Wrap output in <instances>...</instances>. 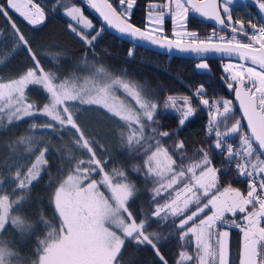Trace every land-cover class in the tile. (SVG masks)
Here are the masks:
<instances>
[{
    "label": "snow or ice",
    "instance_id": "1",
    "mask_svg": "<svg viewBox=\"0 0 264 264\" xmlns=\"http://www.w3.org/2000/svg\"><path fill=\"white\" fill-rule=\"evenodd\" d=\"M82 2L110 28L136 41L181 53L234 56L237 62L225 65L227 75L222 79L235 93V102L210 100L203 85L195 90L193 96L208 111L206 133L213 142L189 156L183 141L168 147L163 140L178 132L153 126L159 104L149 98L144 86L103 65L89 68L86 59L84 73L62 78L55 70L59 53L50 54L53 66L46 70L9 14L10 9L37 28L46 21L45 8L34 0L0 4V15L11 24L16 38L13 52L26 49L33 61L32 67L14 78L0 76V129L31 121L29 132L9 143V155L0 164V264H121L127 243L150 246L160 264H169L162 241L173 236L180 243L175 264H234L232 229L241 233L238 264H264V19L259 23L249 19L247 27L244 21L234 20V0H149L142 29L131 23L137 0H119V7L111 0ZM252 4L264 17V0H252ZM60 6L57 2L53 10ZM63 8L69 30L92 48L101 31L81 6L64 4ZM190 13L229 29L231 38L217 36L214 29L213 35L200 39L196 31L187 29ZM166 18L173 24L171 37L165 35ZM5 63L0 59V66ZM196 67L207 69L208 65L202 62ZM33 91L44 94L42 107L30 98ZM163 107L178 114L181 127L196 112L193 97L187 95H168ZM101 109L111 123L118 124L120 145L133 160L142 161L133 163L131 170L143 177L146 187L151 184L150 215L132 208L138 189L128 170L113 167L109 171L111 156L105 155V145L98 137L86 135L78 123L79 113ZM38 116L44 119L36 120ZM66 133L70 143H60ZM44 135L49 136L47 143L37 139ZM54 137L59 138L56 151L63 159L57 175L49 173L48 187L55 185L50 197L53 212L50 217L41 212L45 233L34 253L24 258L3 234L9 225L22 237L33 234V223L23 209L34 182L49 171ZM213 148L218 154L226 153L223 169L214 166L209 151ZM24 161H30L26 170ZM233 164L234 174L247 183L246 193L231 183L221 189V174ZM153 224L164 228L149 232Z\"/></svg>",
    "mask_w": 264,
    "mask_h": 264
},
{
    "label": "trees",
    "instance_id": "2",
    "mask_svg": "<svg viewBox=\"0 0 264 264\" xmlns=\"http://www.w3.org/2000/svg\"><path fill=\"white\" fill-rule=\"evenodd\" d=\"M34 2L41 4L47 14L45 23L37 28L29 26L10 9L9 14L21 32L29 40L32 51L37 55L46 70L53 66L52 61L49 59L50 54L59 53V63L55 65V70L59 72L62 78L70 76L73 73H84L86 69L82 62L85 59L87 60L89 68L93 64L97 67L103 65L114 73H126L129 78L146 88L149 98L158 102L159 108L156 114V123L153 126L159 128L161 131L178 132V135L163 138L166 146L171 147L176 141H183L186 153L191 156L201 146L208 147L212 144L213 141L207 139L206 133L208 118L203 113L199 100L193 96V93L198 87L203 85L207 98L210 100L221 98L233 100L232 93L228 92L225 86L226 83L222 79L225 76L222 69L224 62L200 61L207 63L208 70L198 72L195 65L199 61L171 58L135 47L130 42L125 43L119 41L103 29L99 20L93 15L89 7L79 0H34ZM57 2L61 6L53 10ZM111 2L114 6L119 7V0H111ZM153 2H161V0H153ZM148 3L149 0H137V4L131 14V23L142 29L144 28ZM0 4H6V0H0ZM64 4L81 6L84 15L93 22L97 31H101V35L95 41L92 48L85 46L69 30V20L64 16ZM231 15L234 20L239 19L244 21L246 27L249 19L259 23L256 12L249 6H238L234 8L231 11ZM166 29L167 31L170 29L169 21L166 22ZM187 29L189 31H196L200 39H205L213 35L214 30L207 23L195 20L190 16L187 21ZM12 31L11 24L6 18L0 15V59L6 60V63L0 66V76H3L5 79L14 78L27 68L33 66L31 56L26 49L17 48L13 52L14 40L16 38L13 37ZM167 35L169 36V34ZM216 35H223L226 38H230L231 36L218 31H216ZM129 50H133L131 57L128 55ZM168 95H187L193 97L196 112L182 127L179 125L178 114L170 108L165 109L163 107L164 100ZM30 98L41 107L46 102L44 94L39 91L31 92ZM35 119L41 120L44 118L38 116ZM78 123L85 130L86 135L98 137L100 142L105 145L107 149L105 155L111 156L108 164L109 171L113 167H124L128 170L130 178L136 183L138 189L137 196L132 202V208L137 213L146 212L150 215L152 211L151 207H149V188L151 184L149 182L148 187H146L143 177L132 172L133 163L138 162L142 164V161L133 160L128 154L127 149L120 145L117 135L118 124L111 123L107 119V114L103 113L102 109L99 111H83L79 113ZM30 128L31 121L26 119L18 122V124L9 126L7 129H0V164L9 155V143L29 132ZM68 136L69 134L66 133L64 140L60 141V143H70ZM37 139L42 140L43 143H47L49 136H38ZM57 140L59 138L54 137L53 143L50 145L51 151L48 155L50 163L49 171L42 174L43 178L41 180L34 182L32 190L29 193L30 198L27 200L26 206L23 209V212L27 214V218L33 223V234H25L22 237L11 225L8 226L7 231L3 234L4 239L12 240V246L17 248L24 258H28L30 254L34 253L38 238H42L45 233L44 225L40 223L41 212L49 217L53 212L50 197L55 185L51 188L48 187L49 173L55 177L58 169L61 168V161L63 159L56 151L59 146L55 142ZM235 143L238 145V138L235 140ZM209 151L214 166L223 169L222 161H224L226 153L224 155L218 154L214 148L209 149ZM27 166H30V161L23 162L24 170H26ZM234 173V164L231 169L222 172L221 189L231 183L233 187L246 193L248 190L247 183L239 180ZM7 190L11 191V187ZM158 228L163 229L164 225L153 224L148 228V231H156ZM163 235L167 236L168 232H164ZM240 240L241 233L239 230L232 229L230 232V253L234 264H238ZM161 250L169 261V264H175L180 251L179 237L173 236L167 242L162 241ZM120 259L121 264H160L155 252L150 246H137L135 243H127Z\"/></svg>",
    "mask_w": 264,
    "mask_h": 264
},
{
    "label": "water",
    "instance_id": "3",
    "mask_svg": "<svg viewBox=\"0 0 264 264\" xmlns=\"http://www.w3.org/2000/svg\"><path fill=\"white\" fill-rule=\"evenodd\" d=\"M79 1L81 3H83L82 0H79ZM90 11L93 13V15H95L97 17V19L99 20V22H100L101 26L103 27V29L106 32H108L110 35H112L113 37H115L116 39H118L121 42L133 43L135 45V47L144 49L146 51H150V52H153V53H156V54H159V55L169 56L171 58L190 60V61H199V62L200 61H219V62H232V63H236L237 62L236 58L234 56L233 57H228V56H226L224 54H221V53H207V54H203V55H197L195 53H181V52H179V51H177L175 49L169 51L166 48L165 49L160 48L158 45H152L150 43L136 41L133 38H131V37L125 35V34L119 33L115 28H110L102 20V18L99 16L98 13H96L92 9H90ZM189 16L191 18L195 19V20L200 21V22L207 23L208 25L213 27L218 32H223V33H225L227 35H232L229 29H227V28L221 29L212 20H205V19L199 17L198 14H193V13H190ZM241 38L246 40V38H243V37H241ZM257 47H259V45H257ZM225 86H226V89L228 90V92L232 93V99L235 102V93L230 91L227 88V85H225ZM235 108H236V110H237V112L239 114L238 102L235 103ZM245 127H246V122H245Z\"/></svg>",
    "mask_w": 264,
    "mask_h": 264
},
{
    "label": "rangeland",
    "instance_id": "4",
    "mask_svg": "<svg viewBox=\"0 0 264 264\" xmlns=\"http://www.w3.org/2000/svg\"><path fill=\"white\" fill-rule=\"evenodd\" d=\"M238 6H243V7L249 6L250 8H252V9L256 12V14H257V18H259V22H260L261 19H264V17H262L261 14L259 13L258 9H257L256 7L253 6V4H252V0H234L233 5L231 6V11H232L234 8L238 7ZM248 11H249V10H248ZM249 12H251V11H249ZM13 13L16 14L15 12H13ZM16 15L19 17L18 14H16ZM64 16H65V15H64ZM146 16H147V13H146ZM146 16H145L144 27H145V24L147 23V21H146ZM65 17H66V16H65ZM66 18L69 20L68 17H66ZM21 19H22V18H21ZM22 20H23V19H22ZM167 21H169V26H170V29H169L168 31H167V29H166V22H167ZM163 27H164V29H165V35L169 34V37H171L172 30H173V24H172V21H171L170 18H166V21H165ZM167 36H168V35H167ZM230 38H231V36H230ZM198 63H202V62H197L196 65H197ZM203 63H204V62H203ZM229 63H232V62H224V63L222 64V65H223V66H222V69H223V71H224L225 76L227 75V73H226L225 70H224V69H225V65H227V64H229ZM196 65H195V68H196V70H197L198 72H204V71H207V70H208V68H207V69H197Z\"/></svg>",
    "mask_w": 264,
    "mask_h": 264
},
{
    "label": "bare ground",
    "instance_id": "5",
    "mask_svg": "<svg viewBox=\"0 0 264 264\" xmlns=\"http://www.w3.org/2000/svg\"><path fill=\"white\" fill-rule=\"evenodd\" d=\"M24 21V20H23ZM213 28V27H212ZM201 108H202V111H203V113H208V111H207V109L203 106V105H201Z\"/></svg>",
    "mask_w": 264,
    "mask_h": 264
},
{
    "label": "built area",
    "instance_id": "6",
    "mask_svg": "<svg viewBox=\"0 0 264 264\" xmlns=\"http://www.w3.org/2000/svg\"><path fill=\"white\" fill-rule=\"evenodd\" d=\"M206 117L209 119L208 113H206Z\"/></svg>",
    "mask_w": 264,
    "mask_h": 264
},
{
    "label": "crops",
    "instance_id": "7",
    "mask_svg": "<svg viewBox=\"0 0 264 264\" xmlns=\"http://www.w3.org/2000/svg\"><path fill=\"white\" fill-rule=\"evenodd\" d=\"M20 17V16H19ZM21 18V17H20ZM23 19V18H22ZM26 22V21H25ZM27 23V22H26ZM29 26H31V25H29ZM32 27V26H31Z\"/></svg>",
    "mask_w": 264,
    "mask_h": 264
},
{
    "label": "flooded vegetation",
    "instance_id": "8",
    "mask_svg": "<svg viewBox=\"0 0 264 264\" xmlns=\"http://www.w3.org/2000/svg\"><path fill=\"white\" fill-rule=\"evenodd\" d=\"M246 41V40H245ZM247 42V41H246Z\"/></svg>",
    "mask_w": 264,
    "mask_h": 264
}]
</instances>
